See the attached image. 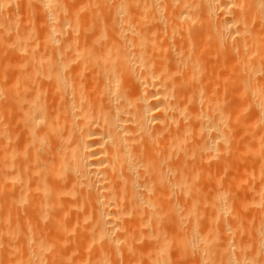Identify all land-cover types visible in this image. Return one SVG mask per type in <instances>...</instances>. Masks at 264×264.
Returning a JSON list of instances; mask_svg holds the SVG:
<instances>
[{"label":"bare ground","instance_id":"obj_1","mask_svg":"<svg viewBox=\"0 0 264 264\" xmlns=\"http://www.w3.org/2000/svg\"><path fill=\"white\" fill-rule=\"evenodd\" d=\"M0 264H264V0H0Z\"/></svg>","mask_w":264,"mask_h":264},{"label":"rangeland","instance_id":"obj_2","mask_svg":"<svg viewBox=\"0 0 264 264\" xmlns=\"http://www.w3.org/2000/svg\"><path fill=\"white\" fill-rule=\"evenodd\" d=\"M13 58L9 57V60L12 61Z\"/></svg>","mask_w":264,"mask_h":264}]
</instances>
